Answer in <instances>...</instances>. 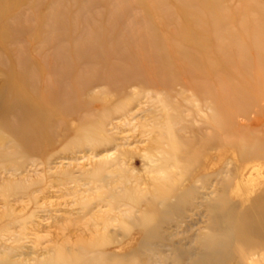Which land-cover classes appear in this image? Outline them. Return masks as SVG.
I'll return each mask as SVG.
<instances>
[{"label": "rangeland", "instance_id": "374dc122", "mask_svg": "<svg viewBox=\"0 0 264 264\" xmlns=\"http://www.w3.org/2000/svg\"><path fill=\"white\" fill-rule=\"evenodd\" d=\"M179 4L197 35L191 46L179 39L189 28ZM4 27L8 35L1 38ZM260 34L264 0H217L213 8L202 0H19L6 6L0 16V85L5 64L27 58L39 72L40 89L73 92V112L53 117L33 151L22 147L17 154L19 146L0 141V262L40 264L74 246L89 250L84 257L74 253L80 256L74 264H100L96 258L105 264H175L171 240L188 245L206 232L207 212L186 209L173 216L156 189L172 186V203L203 173L239 155V139L263 137L264 53L253 48ZM161 49L174 67L167 80L158 70L165 62ZM85 51H100L101 59L85 65L79 57ZM183 51L195 60L190 69ZM136 69L142 79L125 81ZM4 92L5 100L13 95L10 87ZM214 97L218 108H206ZM196 100L208 120L201 119ZM236 102L247 111L238 113ZM174 127L176 163L190 175L185 183L175 168L164 179L159 172L166 162L174 166ZM121 209L127 213L120 216ZM176 218L179 229L168 225ZM144 219L148 223H140ZM158 221L161 239L139 250ZM134 250L139 259H126Z\"/></svg>", "mask_w": 264, "mask_h": 264}, {"label": "bare ground", "instance_id": "6f19581e", "mask_svg": "<svg viewBox=\"0 0 264 264\" xmlns=\"http://www.w3.org/2000/svg\"><path fill=\"white\" fill-rule=\"evenodd\" d=\"M18 1L0 0V16L5 11L6 6H12V4H16ZM202 1L207 8H213L215 2H217V0ZM6 2L8 3L6 4ZM176 7L189 27H186V34H182L183 38L179 37V39L185 46H191L194 44V38L197 36L191 30L194 26L190 25L187 9L183 8L180 4ZM40 19L44 23L47 17L43 16ZM183 24L181 26L182 32L185 29ZM4 30L2 31L1 38L8 35L5 33L7 32L5 27ZM255 30L257 31V28ZM255 40L253 48L264 53V35L260 34L259 38L256 35ZM172 51L173 55L178 52L175 49ZM85 52L79 56L86 63L85 65L96 64L97 60L101 59L100 51ZM181 53L185 55L186 60L191 64L187 68H192V63L195 61L194 58L187 56L186 51ZM164 54L165 52L162 50L160 56L163 58L161 60H165ZM27 60L26 58V60H18L15 63L9 60L8 64H5L7 67V71L5 72L6 77H4L0 85L2 89L0 90V141L2 143L13 142L19 146L20 149L17 148V154L22 152V147H26L27 151L36 149L42 131L50 125L53 117L56 116L63 119L69 112H73L71 105L73 92L61 88L55 90L48 89L46 91V88L42 85H40V89L37 82L39 72L31 61L29 60L30 63H27ZM32 67H34L35 71L30 73L29 71ZM158 70L159 74L167 80V78L173 75L174 67L171 65L170 60L168 62L165 60ZM135 72H138V70H132L125 81L142 79L141 76L137 79L135 74H139ZM200 74L206 75V72ZM68 77L69 75H65V80L61 83L66 84ZM9 87L13 95L9 100H5L3 97L5 94L4 90ZM204 92L207 95H211L208 89L204 90ZM214 98L213 102L209 103L206 101V108H218L217 105L220 99L218 97ZM236 103L239 107L237 109L238 113H245L247 111L245 104L240 105L238 102ZM195 107L198 108L201 119L207 117L203 114L204 108L199 106L197 100L195 101ZM206 120H208V117ZM181 122L179 120V123L177 121L176 124H180ZM208 123L212 124L209 121ZM103 131L102 129L100 130V132ZM92 135V133H89L88 137ZM171 136L175 139L173 153L175 163L173 167L167 162L162 164L159 172L163 174L162 179H164L168 176H173L174 172L172 169L175 168L178 175L181 176L183 183H185L189 181L190 175L188 174L187 177L188 171L183 172L179 162L176 163L178 161L176 153L179 148V142L175 136V127L172 128ZM262 136L253 139L251 142H245L241 134L240 138L242 137V139H239L241 143L238 145L241 148L240 154L236 153V156L231 155L232 157L218 171L203 173L193 183L189 184L188 187H184L183 191L175 196L172 203H169L167 200L173 187H169L168 185H159L157 187L156 191L159 194H156L161 196L162 203L165 201L168 210H171L170 213H173V216L180 217L181 213L186 209H206L207 212L208 224L206 232L193 236L188 245H184L181 240L178 242L173 239V241L171 240L173 244L169 246L170 251H172V257H170L175 261V264H186L185 261H187V264H264V132ZM214 144L215 149L219 144L213 142ZM160 145H162V142H160ZM164 152L163 150L159 151L160 154ZM100 163L102 164L103 162ZM103 170L104 168L98 167L96 173L102 174L101 171L103 172ZM121 190L120 187L115 189L119 193ZM9 191H12V187ZM232 195L235 196V200L232 199ZM158 198V196H153L155 200ZM118 213L121 216L127 213V210L121 209ZM195 215L201 216L198 212ZM177 220L178 218L170 221L168 225L171 224L174 228L177 227L179 229L181 224ZM140 223H148V221L144 219ZM162 225V222L158 221L147 229L146 239L141 243L139 250L141 248L149 250L152 239H161L158 233H160ZM4 228L0 227V231ZM8 228L9 225L6 226L1 236L8 232ZM179 234L180 231L177 230V233L172 235V238ZM64 250L63 248V252L55 251L53 256L44 259L40 264H74L76 257L78 260L80 259V256H77L78 254L84 257L85 254L89 253V250L86 248L76 249L74 246L71 247V252H65ZM76 252L78 254L76 257H73ZM134 252L135 250L130 252V254H126L125 258L136 257L139 259L137 254L133 255ZM117 258L122 257L118 256ZM98 261L100 264H105L103 263V259L101 261L96 258L94 262L97 263ZM0 264L13 263L8 259H3Z\"/></svg>", "mask_w": 264, "mask_h": 264}]
</instances>
